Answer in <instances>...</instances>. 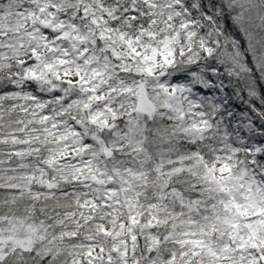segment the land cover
Listing matches in <instances>:
<instances>
[{
    "label": "snow or ice",
    "instance_id": "obj_1",
    "mask_svg": "<svg viewBox=\"0 0 264 264\" xmlns=\"http://www.w3.org/2000/svg\"><path fill=\"white\" fill-rule=\"evenodd\" d=\"M0 264H264V0H0Z\"/></svg>",
    "mask_w": 264,
    "mask_h": 264
}]
</instances>
